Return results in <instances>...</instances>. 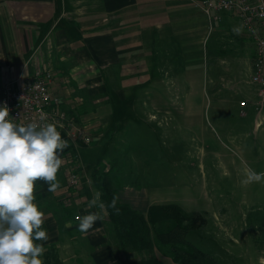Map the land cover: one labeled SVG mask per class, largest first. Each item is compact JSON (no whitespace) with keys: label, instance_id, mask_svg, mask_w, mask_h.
Segmentation results:
<instances>
[{"label":"rangeland","instance_id":"rangeland-1","mask_svg":"<svg viewBox=\"0 0 264 264\" xmlns=\"http://www.w3.org/2000/svg\"><path fill=\"white\" fill-rule=\"evenodd\" d=\"M224 16L236 21L232 14ZM216 26L190 42L186 52L171 41L168 51L152 57L157 66L146 63L142 73L138 68L121 82L114 78L106 94L112 111L99 123L84 118L89 104L74 100L75 124L91 141L67 138L76 152L63 153L70 161L57 179L63 181L65 171L67 177L75 174L73 188L81 178L90 201V172L106 162L105 171L138 210L152 203L179 205L185 222L199 225L187 238L219 264H264V182L241 183L245 167L264 172V108L258 112L239 103L255 100L247 81L252 39L242 30L235 34L240 25L221 20ZM241 33L249 41L235 40ZM63 61L57 66L65 69ZM46 70L53 76L54 67Z\"/></svg>","mask_w":264,"mask_h":264},{"label":"crops","instance_id":"crops-1","mask_svg":"<svg viewBox=\"0 0 264 264\" xmlns=\"http://www.w3.org/2000/svg\"><path fill=\"white\" fill-rule=\"evenodd\" d=\"M227 19L222 17L225 24L241 26L237 19ZM208 29L205 14L189 0H0V83L16 76L29 79L52 66L51 88L60 95L61 105L72 108L76 99L87 103L90 109L84 118L99 123L112 111L106 94L114 78L121 82L138 68L142 73L146 63L157 66L152 57L168 51L171 41L179 42L186 52L187 45L205 37ZM244 33L235 40L249 41ZM251 46L252 60V41ZM63 60L65 69L57 66ZM94 125L89 124L92 132L97 130ZM69 141L70 155L76 145ZM68 161L69 156L63 155V163ZM67 172L63 181L58 179L55 193L38 182L41 197L35 203L45 213L50 234L45 246L55 245L63 264H123L106 213L87 236L78 231L76 217L98 209L88 208L82 179L75 189ZM91 190L93 198L92 186ZM121 190L116 196L128 202ZM157 258L159 264H176L167 254L157 252Z\"/></svg>","mask_w":264,"mask_h":264},{"label":"clouds","instance_id":"clouds-1","mask_svg":"<svg viewBox=\"0 0 264 264\" xmlns=\"http://www.w3.org/2000/svg\"><path fill=\"white\" fill-rule=\"evenodd\" d=\"M239 35L241 29L233 30ZM6 103L0 105V264H43L45 243L50 234L43 225L45 213L34 203L37 182L48 185V192L60 188L57 172L63 165V152L69 147L55 123L39 121L18 123ZM243 185L264 182V172L243 169ZM97 191L88 208L97 211L77 216L78 231L87 236L107 208L117 214L118 196L110 204Z\"/></svg>","mask_w":264,"mask_h":264},{"label":"trees","instance_id":"trees-1","mask_svg":"<svg viewBox=\"0 0 264 264\" xmlns=\"http://www.w3.org/2000/svg\"><path fill=\"white\" fill-rule=\"evenodd\" d=\"M64 109L73 121H78L71 108ZM70 149L66 148L63 153ZM108 168L109 165L102 162L92 168L89 176L91 186L102 192L101 200L106 205L111 203L118 189L113 176L105 171ZM39 187L37 182L34 203L41 197ZM176 205L152 203L144 212L119 199V214L112 208L106 209L105 220L113 234L115 248L123 256V264H159L157 252L170 255L176 264H219L214 255L187 238L189 229L199 228V225L192 219L185 222L188 216ZM45 249L43 264H63L55 245L49 244Z\"/></svg>","mask_w":264,"mask_h":264},{"label":"built area","instance_id":"built-area-1","mask_svg":"<svg viewBox=\"0 0 264 264\" xmlns=\"http://www.w3.org/2000/svg\"><path fill=\"white\" fill-rule=\"evenodd\" d=\"M201 10L208 22V31L221 21L224 14H232L240 22L242 29L254 43L252 62L249 68L248 84L252 87L255 100H240V106L251 104L260 112L264 108V0H189ZM52 73L43 69L36 71L29 79L16 76L0 83V105L6 103L12 118L18 123L39 121L55 123L62 137L76 136L89 144L90 134L79 128L61 105L60 95L51 88ZM241 112H243L241 110ZM70 185L78 182L71 174Z\"/></svg>","mask_w":264,"mask_h":264}]
</instances>
